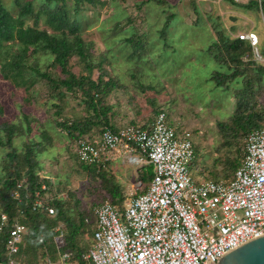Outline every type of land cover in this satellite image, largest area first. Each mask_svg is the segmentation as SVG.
I'll use <instances>...</instances> for the list:
<instances>
[{"label":"trees","instance_id":"16d2710c","mask_svg":"<svg viewBox=\"0 0 264 264\" xmlns=\"http://www.w3.org/2000/svg\"><path fill=\"white\" fill-rule=\"evenodd\" d=\"M152 1L158 4L165 2ZM223 1L233 7L253 11L264 20V0H249L247 3ZM105 4L101 0H15L16 10H11L0 0V78L16 88H22L27 95L39 81H45L57 92L58 98L64 96L63 92L79 96V103L86 108L85 116L72 122H55L74 145L80 137L92 138V128L101 127L100 133L104 130L115 132L120 128L112 123L118 114L117 104L108 105L106 99L114 90L125 88V85L108 76L104 70V64H108L105 58L100 57L94 62L92 44L85 42L82 37L85 29L89 28L83 14L99 10ZM125 17L126 24L130 23L131 19ZM113 21L108 32L115 36L123 28H120L119 17ZM41 26L43 29L39 28ZM214 29L216 41L207 51L212 60L224 70L213 71L208 80L214 84L215 89L232 96L234 108L226 122L217 123L222 139L220 148L225 149L226 153L222 160L215 162L223 165L222 170H210L204 176V171L200 169L198 174L203 176V180L228 181L244 157L247 136L264 124V102L261 101L264 98V64L253 59L248 42L238 38L230 39L225 29L220 27L215 26ZM134 37L131 34L125 41L133 46L132 54L140 55L142 49H137L139 42L136 41L140 38L135 40ZM260 52L264 57V47L260 48ZM40 53L52 58L49 66L59 68L61 76L53 77L41 70L36 59ZM73 56L80 61L77 66L79 72L76 74L72 72L74 67L69 64ZM94 70L99 72L96 79L92 77ZM147 89L152 90V87L148 86ZM140 90L147 91L142 85ZM55 99L53 97V107L58 108L56 116L59 117L62 116V110ZM158 109L152 102L151 112L154 117L149 123L162 111ZM21 120L19 123L4 122L0 126V148L13 147L15 137H26L23 147L5 153L0 163V224H3L0 231V260L6 258L5 246L10 230L15 224H20L26 228L23 242L15 256L21 263L41 264L46 258L55 261L58 253L69 252L73 259L85 264L82 255L88 252L92 244L93 211L86 212L77 191L59 189L58 192L67 194L66 198L51 195L52 182L43 175L42 167L36 160L39 152L44 150L43 142L51 138L43 133L42 140L36 141L37 135H33L28 116L22 114ZM194 153L190 170L192 177H197L194 174L197 170L195 146ZM75 159L83 171L107 183L103 170L107 162L86 165L78 161L76 154ZM139 172L138 180L143 191L138 194L145 191L152 178L151 166L146 165ZM103 187L107 192L104 194L105 199L122 210L126 196L119 185L110 182ZM36 200H41V208L35 207ZM49 208L54 210V215L48 214ZM1 215H5L4 221ZM59 224L63 225L65 231L64 245L56 249L54 228ZM83 238H88V241Z\"/></svg>","mask_w":264,"mask_h":264},{"label":"rangeland","instance_id":"374dc122","mask_svg":"<svg viewBox=\"0 0 264 264\" xmlns=\"http://www.w3.org/2000/svg\"><path fill=\"white\" fill-rule=\"evenodd\" d=\"M14 1L3 0L11 10H16ZM101 1L106 2L105 6L83 14L89 28L85 29L82 37L85 42L92 44L94 62L100 57L105 58L108 64H104V70L108 76L125 85V88L114 90L106 99L108 105L115 103L119 106L116 105L118 114L112 123L115 127L131 125V122L139 126L148 124L154 117L148 99L155 96L158 108L169 113L170 126L178 130L186 129L192 135L197 168L194 173L197 177L194 178L203 180V176L198 174L200 169L204 171V176L210 170L221 171L223 165L215 161L222 160L226 150L220 148L222 139L217 123L226 122L234 108V100L228 92L215 89L211 81H206L212 71L224 70L206 53V49L216 41V35L209 25L224 27L229 32L230 25L234 23L232 32H238L249 27L248 21L237 19L239 15L232 17L234 20H230L227 14L223 15L222 2L203 3L194 7L193 11L188 3L190 0H164V4L152 0ZM231 9L241 10L236 7ZM124 15L131 19L130 23L126 24ZM115 17L120 18L123 31L119 30L121 32L112 36L108 31ZM196 18L197 23L192 24ZM261 19L254 20L253 30L263 48L264 25ZM39 28L43 29V26ZM126 30H130V33ZM131 34L135 40L140 38L136 40L139 42L137 49H142L140 55L132 54L133 46L125 41ZM239 34L243 33L238 32L236 36ZM168 41L172 43L170 49L163 46L164 43L168 45ZM36 59L41 70L53 77L61 76L59 68L49 66L52 58L40 53ZM69 64L74 67L72 72H79L78 57L73 56ZM98 73L94 70L93 79ZM140 85L147 91L141 92ZM148 86L156 93L147 89ZM56 93L45 81H39L27 95L22 88H16L0 78V126L4 122L19 123L22 114H26L31 121L33 135H37L36 141L42 140L43 133L51 138L43 142L44 150L36 156L43 175L52 182L51 195L66 198L67 194L58 192L59 189L77 191L86 212L92 213L95 205L107 201L103 186L110 182L119 185L126 199L143 190L136 182L140 169L146 165L136 166L123 154H115V159L103 169L107 183L81 169L75 159L74 142L68 141L66 132L58 128L55 122H72L83 118L86 108L79 103V96L63 92L64 96L58 98ZM53 97L57 98L55 103L61 108L62 116H56L58 108L53 107ZM261 101L264 102V98ZM100 130L101 127L92 128L90 134L95 140ZM13 140V147L0 148V163L5 153L13 148L21 149L26 137H15ZM83 239L88 241V238Z\"/></svg>","mask_w":264,"mask_h":264},{"label":"built area","instance_id":"2783aa9c","mask_svg":"<svg viewBox=\"0 0 264 264\" xmlns=\"http://www.w3.org/2000/svg\"><path fill=\"white\" fill-rule=\"evenodd\" d=\"M237 38L247 41L254 60L264 64L254 33ZM191 138L188 130L171 127L161 111L145 128L126 125L102 131L97 140L76 141L80 163H105L123 154L152 170L146 190L126 199L122 210L108 201L93 208L92 244L82 255L85 264H217L223 254L264 235V124L247 136L244 157L228 181L192 177ZM136 184L142 187L139 180ZM34 205L41 208V200ZM48 214L54 210L49 208ZM54 231L59 249L65 231L62 226ZM25 234L23 225L12 227L0 264H23L15 256ZM41 264L80 263L65 252Z\"/></svg>","mask_w":264,"mask_h":264},{"label":"crops","instance_id":"0c3cea01","mask_svg":"<svg viewBox=\"0 0 264 264\" xmlns=\"http://www.w3.org/2000/svg\"><path fill=\"white\" fill-rule=\"evenodd\" d=\"M235 1H238V0H235ZM207 2H215L216 4H218V2H222L223 4H224V8H223V10H224V13H223V15L224 14H227L228 16H229V18H230V20H234L232 17H234L235 15H239V17H237V19L238 18H244V19H246L247 21H248V24H249V27L246 29V30H240V31H238L239 33H254L256 36H257V38H258V40H259V52H260V48H261V46H260V39H259V37H258V35L254 32V20L255 19H257V20H259V19H261L262 17L261 16H258V15H256L253 11H245V10H243V9H241V8H238V9H241V10H243L244 12H242L241 10L239 11V10H233L232 11V7L233 6H231L230 4H228L227 2H225V1H223V0H190V2H188V3H190V8L193 10L194 9V7H197V5H200V4H203V3H207ZM193 11H195V10H193ZM218 16H219V14H218ZM218 18H220V17H218ZM236 19V20H237ZM197 18L195 19V21H193V22H195V23H192V24H196L197 23ZM262 20V24L264 25V20H263V18L261 19ZM260 21V20H259ZM234 25V23L233 24H231L230 25V31L228 32L227 31V29H225L224 27H222V29H225V32H226V35L230 38V39H235V38H237V36H236V33H238V32H232V26ZM209 28H210V30H212L213 32H214V35H215V27L212 25V24H210L209 25ZM215 39H216V37H215ZM247 42V41H246ZM249 44V43H248ZM171 45H172V43L170 42V41H168V45L166 44V43H164L163 44V46L165 47V48H167V49H170L171 48ZM262 45V44H261ZM211 46V45H210ZM209 46V47H210ZM250 46V45H249ZM208 47V48H209ZM262 47H264V46H262ZM207 48V49H208ZM250 48H251V46H250ZM207 49H206V53L208 54V56H209V58L210 59H212L211 58V55L208 53V51H207ZM251 52H252V48H251ZM261 53V52H260ZM252 56H253V54H252ZM254 59V58H253ZM192 61V60H191ZM213 72V71H212ZM211 72V73H212ZM211 75V74H210ZM210 77V76H209ZM209 77H208V79H209ZM206 80V81H209V80ZM151 91H153L154 93H156L153 89L151 90ZM149 100V104H150V107L149 108H151V103L153 102V104H155L156 105V97L155 96H153L152 97V99H148ZM157 106V105H156ZM158 107V106H157ZM163 111V110H162ZM163 112H165V111H163ZM165 114H166V118L168 117V123H170L169 122V120H171L170 119V117H169V113H167V112H165ZM150 124V123H149ZM171 125V124H170ZM142 126H145V127H147L148 126V124H146V125H142ZM84 137H88V138H90L89 136H84ZM79 139V138H78ZM90 139H92V140H95L93 137L92 138H90ZM115 158H113L111 161H113ZM110 162V161H109ZM109 162H107L108 164H109ZM137 166V165H136ZM138 178V177H137ZM134 179H136V177L134 178ZM147 187V186H146ZM141 188H143V186L141 187ZM140 190V189H139ZM138 190V191H139ZM145 190H146V188H145ZM141 191H143V190H140V192ZM63 198H65V197H63ZM103 203V202H102ZM102 203H100V204H102ZM99 204V205H100ZM92 219H94V218H92ZM94 221V220H93ZM58 226H62L63 227V225L62 224H59ZM58 226H56V227H58ZM55 227V228H56ZM64 229V228H63Z\"/></svg>","mask_w":264,"mask_h":264},{"label":"water","instance_id":"95a60500","mask_svg":"<svg viewBox=\"0 0 264 264\" xmlns=\"http://www.w3.org/2000/svg\"><path fill=\"white\" fill-rule=\"evenodd\" d=\"M217 264H264V235L223 254Z\"/></svg>","mask_w":264,"mask_h":264}]
</instances>
